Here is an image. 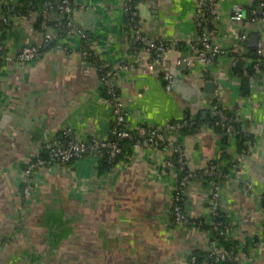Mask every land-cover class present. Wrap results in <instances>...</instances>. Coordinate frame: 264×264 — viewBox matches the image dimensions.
<instances>
[{
	"label": "crops",
	"instance_id": "1",
	"mask_svg": "<svg viewBox=\"0 0 264 264\" xmlns=\"http://www.w3.org/2000/svg\"><path fill=\"white\" fill-rule=\"evenodd\" d=\"M74 1L84 7L73 13L72 22L102 65L115 71L130 129L147 125L165 132L170 121L191 111L206 117L214 100L235 115L251 139L247 157L225 178L219 210L237 249L236 264H264V69L253 67L257 73L247 94L234 70L246 47L264 49L263 24L246 14L255 0H216L205 28L226 54L207 67L196 58V0L136 1L141 34L165 43L163 63L145 46L133 50L125 0ZM234 5L245 10L241 22L230 19ZM259 8L260 3L255 11L261 13ZM44 35L29 16L5 34L0 31L5 45L0 52V264H210L211 228L202 226L215 219L212 188L195 178L186 194L185 214L191 223L203 224L173 223L176 175L167 164L173 155L169 147L137 146L103 173L96 169L97 154L46 166L35 175L34 194H20L25 166L62 128H72L84 142L107 140L114 120L110 101L100 94L98 69L80 54L84 38L77 32L54 37L52 49L35 61L15 59L22 46L42 44ZM165 70L173 72L171 90L162 79ZM228 134L225 149L211 127L185 137L189 170L221 161L222 153L232 157L238 138ZM195 253L204 258L192 263Z\"/></svg>",
	"mask_w": 264,
	"mask_h": 264
},
{
	"label": "built area",
	"instance_id": "2",
	"mask_svg": "<svg viewBox=\"0 0 264 264\" xmlns=\"http://www.w3.org/2000/svg\"><path fill=\"white\" fill-rule=\"evenodd\" d=\"M14 2V0L12 1ZM197 2V16H196V24L199 27L198 33V45L196 47V58L197 60L204 65H213L216 58L226 54V50L221 49L218 45H216L212 40L211 33L205 28L206 17L204 14V6L205 2H207V8L210 12H213L216 5V0H196ZM43 9L41 11V28L45 31L44 35V43H48L55 37V30L50 31L46 24V18L49 15V8L53 6L51 1H45L43 3ZM260 6L262 8V12L258 13L254 9L248 11L246 14L249 16L248 18L253 22H260L264 26V0H260ZM83 5L77 4L74 0H60L57 3V10L58 13L61 15H65L66 17V25L69 27V32L75 31L80 34L81 37L84 38V44L80 49L81 56L85 59L92 56V45L91 43L85 39L84 33L74 25L72 22L71 16L74 12L79 11L83 8ZM125 9L129 12L131 20L137 22V11H136V4L133 0H125ZM2 9L0 8V16L2 14ZM8 13L9 11H5ZM245 10L239 5L233 6V12L230 16V19L234 22H241L244 17H246ZM20 18H27L19 13H13L11 15V21L16 23ZM6 20V19H5ZM138 24V23H136ZM133 41L140 43L143 47L152 53V59L155 62L163 63L166 57V46L162 41H154L146 39L139 29L135 32ZM242 41V50H245L246 47V36H241ZM42 44H27L21 47L19 52L17 53L15 59L21 62H32L39 59L45 51L48 49H52L49 47L47 50H41ZM142 47V48H143ZM5 48L2 42H0V52ZM134 51L139 50L137 47H134ZM264 52L263 48L258 49V54H262ZM3 57L6 60H11V57L6 54L5 51L2 52ZM260 61V60H259ZM259 61L254 63L253 67L258 68ZM115 71H108L105 75L99 78L100 84L105 85L106 92L109 96V101L111 103L114 123L111 126V132L115 137L122 139V138H130V127L127 124L126 120V109L124 103L117 94L115 90ZM162 79L164 81L165 88L167 90H171L172 83H173V72L165 70L162 73ZM211 111L218 115V120L215 124L222 125L228 133H233L234 128L230 124L234 119L232 116H227L224 114L222 109H218L217 106H211ZM197 112L191 111L188 118L184 116L177 120H172L168 123L167 130L165 132L151 127V126H142L139 125L135 129H138L137 132L143 137L141 141L136 143L137 146L142 147H149L153 146L158 148L157 146L160 145L162 141L165 142L164 147H169L172 151L173 155H176L175 160H168V166L172 167L174 173L176 175L174 188L170 197V214L172 217L173 223L185 224V225H192V224H203L201 220H195V222L191 223L189 217L185 214L183 205L181 202L186 198V194L190 185V178L194 177L197 178L204 184L211 186L212 188V206L211 210H213L214 214V222L211 224V244L212 249L207 251L206 256L209 258H213L215 261L219 262L221 260H226L230 258V254L227 249H224L220 246L216 236L224 237L229 239L228 235V226L223 216L219 210V202L222 197V188L225 182V178L228 177L230 172H236L241 166L242 162L248 155V151L243 150L242 152H236L231 157L229 165L227 166L223 161H218L212 163L209 167H205L198 172H191L190 170L184 171L186 158H185V149H184V138L180 136L179 129L185 126L192 125L196 122ZM227 121V123H226ZM64 136L67 138L65 142L56 141V143L48 142L45 144L46 148L49 150V158L47 160L42 159L40 157H36L34 160L27 163L26 167L22 173V182L23 187L20 189V194L24 198H29L35 192V175L37 171L41 168H45L46 166H50L53 164H61L70 162L73 158L78 160H82L88 155L97 154L100 156L99 153H94L97 149L105 148L106 153L110 155V157L115 156L120 152V147L116 140H101L97 138L91 139L89 142H84L79 140L73 129L70 127H64L61 129ZM172 155V156H173ZM174 164L178 165V169L174 167ZM223 166H227L226 172L222 170ZM190 260L192 263H195L196 257L195 255L190 256ZM236 260V258H235ZM236 264V262L234 263Z\"/></svg>",
	"mask_w": 264,
	"mask_h": 264
},
{
	"label": "trees",
	"instance_id": "3",
	"mask_svg": "<svg viewBox=\"0 0 264 264\" xmlns=\"http://www.w3.org/2000/svg\"><path fill=\"white\" fill-rule=\"evenodd\" d=\"M12 1L13 0H0V8L3 11L1 16H0V31L3 34H5V32H7L13 26V22L11 21V15L13 13H19V14L26 16V17L29 16L32 19V21L34 22L35 27L42 29L41 28V22H42L41 11H42L43 6H44L43 3L45 1H48V0H14V2H12ZM49 1H51L53 3V6L51 8H49L50 13H49L48 17L46 18V24L49 28L55 30V37L57 39H60L65 33L69 32L70 30H69V27H67V25H66L65 15L59 14L58 13L59 11L57 10V8H55L57 6V3L60 0H49ZM133 1L136 3L137 0H133ZM258 3H260V0H255L254 4L251 6V8L256 10ZM7 10L9 11L8 13L5 12ZM208 12H209V9L207 8V2H205L204 14H205L206 18L208 17ZM136 23H135V21L131 20L130 16L126 19L125 30H127L130 37H132V40H133L135 32L139 29L138 28L139 25ZM88 41H89V39H88ZM53 43H55V38L50 40L48 43L42 44L41 50H43V51L47 50L49 47L53 46L52 45ZM131 46L133 49H134V47H137V49H140L143 47L140 43H137L134 41L132 42ZM92 53H93L92 56L85 58V60L88 61L90 64H92V66H94L98 69L99 78H100L103 75H105L108 71H110L111 69H110V67H108L106 65H102V62H101V60H99V57L96 54V52L94 51V49L92 50ZM244 58L250 60V63H248V65H245L243 63V60L245 61ZM257 61L260 62L258 71L263 70L264 67L262 66V64H264V52L262 54H258V49L254 48L252 46H248V47H246V50L242 54V58L240 59V65L238 67L234 66V70H235L236 74L238 75V78L240 79L241 90H242L243 94H247L249 92L250 79L253 76H255L257 73V71L254 70V68H253V64L256 63ZM99 89H100V94L104 98L109 99V96L106 92L105 85L101 84ZM115 90H116L117 94L120 95L119 88L117 87V85L115 86ZM211 106H217L218 109H222L224 114H226L227 116L233 117L234 120L230 124L234 128V132H236V138H238V140H237V151L236 152H242L243 150L247 149V143L246 142L248 140H250L251 138L249 136H247L246 134L242 133L241 126L237 122L235 115L228 112V111H225L222 108V106L215 100L212 102ZM184 117L188 118L189 114L187 113L186 115H184ZM196 118L197 119H196V122L194 124L189 125V126H185V127H182L179 129L180 136L190 137V136H193V134L199 132V130L203 126L211 127L215 130L216 133H218L220 135L221 148L225 149L227 147V143H228L226 141V139H227L229 134L222 125L215 124V122L219 118L218 115L214 114L211 110H208V114L206 115V117H202L201 113L198 112ZM113 123H114V120L112 121V125H113ZM226 123H227V121H226ZM142 126H146V125H142ZM137 130L138 129H130L131 137L130 138H122V139L115 137V135H113L112 132L110 131L107 140H116L118 142L119 147H120V152L118 154H116L115 156L110 157V155L108 153H106L105 148L97 149L96 151H94V153L100 154V159H99L98 164L96 166L98 173H103V172L108 171L115 164L119 163L120 161H124L127 156L132 155L135 152V149L137 147L136 143L138 141H141L143 138L137 132ZM58 140L62 141V142H65L67 140V138L64 136V134L62 133L61 130L56 134L55 138L53 140H51L50 142L56 143V141H58ZM164 144H165V142L162 141L160 143V145L157 147L162 148L164 146ZM36 157H40V158L45 159V160H47L49 158V150L46 148L45 144L41 148L40 154ZM176 157H177L176 155H173L170 159L175 160ZM35 158L31 159V161L34 160ZM225 158L226 159L230 158V160H231V157H228L224 153H222L220 156V160L221 161L224 160V163L228 166L229 162H226ZM186 160H187V158H186ZM77 161H79V160L76 158H73V160H71L70 162L61 163V164H74ZM227 166H223L222 170L224 172L228 171L226 168ZM174 167L176 169H178L177 164H174ZM187 170H189V166H188L187 161H186L184 171H187ZM193 179H194V177H191L190 181ZM23 185L24 184L22 182L21 188L23 187ZM185 199L181 202V204L183 205V208H184ZM208 227L210 228L211 226L210 225L209 226L208 225L202 226V228H207V229H208ZM216 238H217L220 246H222L224 249L228 250V252L230 254V258L217 262L213 258H209L208 256H206V258L209 260L210 264H234L236 262L235 258H236V254H237V249L233 246L232 240H230V238L226 239L224 237H218V236H216ZM194 255L196 257L195 262H199L204 258V256L202 254H199V253H195Z\"/></svg>",
	"mask_w": 264,
	"mask_h": 264
},
{
	"label": "water",
	"instance_id": "4",
	"mask_svg": "<svg viewBox=\"0 0 264 264\" xmlns=\"http://www.w3.org/2000/svg\"><path fill=\"white\" fill-rule=\"evenodd\" d=\"M262 11V8H259V12H261Z\"/></svg>",
	"mask_w": 264,
	"mask_h": 264
}]
</instances>
